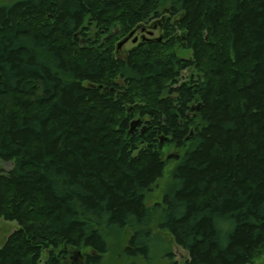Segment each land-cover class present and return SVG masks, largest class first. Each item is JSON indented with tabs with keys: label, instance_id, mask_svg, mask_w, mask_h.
Listing matches in <instances>:
<instances>
[{
	"label": "trees",
	"instance_id": "1",
	"mask_svg": "<svg viewBox=\"0 0 264 264\" xmlns=\"http://www.w3.org/2000/svg\"><path fill=\"white\" fill-rule=\"evenodd\" d=\"M0 162V264H264V0L1 4Z\"/></svg>",
	"mask_w": 264,
	"mask_h": 264
},
{
	"label": "rangeland",
	"instance_id": "2",
	"mask_svg": "<svg viewBox=\"0 0 264 264\" xmlns=\"http://www.w3.org/2000/svg\"><path fill=\"white\" fill-rule=\"evenodd\" d=\"M10 0H0V5L9 2ZM148 34H144V37H152L156 36V32L152 29H148ZM135 43H132L131 41L125 42L120 48L119 53L122 55L124 52L132 47ZM181 56L187 57L190 55L188 50H185L183 52H180ZM186 74V73H184ZM173 153L172 150H169L168 147L164 148V154L167 156L168 154ZM170 163L165 167L164 173L162 177L157 181L156 185L153 187L152 191L147 194L146 197V205L149 207H152L155 203H161L162 202V195L163 190L165 187V184L169 177V172L171 168L175 165V162L173 160L169 159ZM11 168L10 162H0V171H7ZM159 217V213H155L153 216V222L151 224L152 231L154 233H157L156 228V222L157 218ZM19 228V225L14 221H5L3 219H0V246L3 245L6 238L15 230ZM124 242H121L118 245H112L110 247V250L103 254V261L102 264H128L131 261L136 264H164L167 257L164 255L167 254L170 250L173 254V257L180 263H182L185 259L188 258L187 253L178 247L172 240V238L166 233L161 232L159 237L154 238L151 241L150 250H149V263H144V260L142 257H134V258H128L122 248ZM123 246V247H122ZM255 262H264V254H261L260 256L255 257Z\"/></svg>",
	"mask_w": 264,
	"mask_h": 264
},
{
	"label": "water",
	"instance_id": "3",
	"mask_svg": "<svg viewBox=\"0 0 264 264\" xmlns=\"http://www.w3.org/2000/svg\"><path fill=\"white\" fill-rule=\"evenodd\" d=\"M133 34V32L132 33H130L127 37H125L124 39H122L119 43H118V45H117V48H120L130 37H131V35ZM133 42H135V40L133 41ZM138 122H139V120H137V121H133L132 123H131V130H133V129H135V127L138 125ZM160 142H163V139H161L160 140ZM179 158V156L178 155H175V154H173V153H171V154H168L167 156H166V159L167 160H169V159H175V160H177Z\"/></svg>",
	"mask_w": 264,
	"mask_h": 264
},
{
	"label": "flooded vegetation",
	"instance_id": "4",
	"mask_svg": "<svg viewBox=\"0 0 264 264\" xmlns=\"http://www.w3.org/2000/svg\"><path fill=\"white\" fill-rule=\"evenodd\" d=\"M147 34V33H145ZM144 33H139L138 31H134L131 37L127 41H131L132 43L138 42L141 38H144ZM135 40V42H133ZM126 41V42H127Z\"/></svg>",
	"mask_w": 264,
	"mask_h": 264
}]
</instances>
